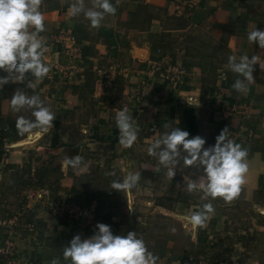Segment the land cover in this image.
<instances>
[{
    "label": "crops",
    "instance_id": "1",
    "mask_svg": "<svg viewBox=\"0 0 264 264\" xmlns=\"http://www.w3.org/2000/svg\"><path fill=\"white\" fill-rule=\"evenodd\" d=\"M111 2L117 6L115 15H106L101 26L93 28L82 14L71 15L70 0H43L45 31L40 34L70 30L83 59L73 61L78 67L66 82L48 79L26 88V79L0 88V219L21 208L32 179L53 195L67 196L74 205L95 207L96 217L72 224L69 213L51 215L43 202L32 204L22 221L33 223L35 229L11 233L0 225V244L12 239L22 264H51L53 259L70 264L63 259V249L73 236L88 238L97 223H105L114 235L135 231L158 255L157 264L188 257H203L211 264H264V69L257 62L254 80L246 82L245 92H238L232 88L238 76L228 68L232 55L247 54L249 59L255 55L264 63V49L247 39L254 27L264 30V0ZM85 4L91 7V0ZM164 54L170 64L188 73L173 89L158 82L147 84L137 68L140 60H159ZM48 58L69 61L56 53ZM112 65L118 66L115 90L101 82L100 70ZM2 75L6 73L0 70ZM137 87L146 90L143 102L126 110L131 90ZM17 88H25L29 96L38 94L56 115L53 126L39 137L38 129L23 136L17 132L18 116L34 120L30 109L11 110ZM188 99L199 105L190 106ZM121 110L133 117L139 129L130 148L118 141L115 116ZM237 118L251 125L254 133L232 139L248 149V171L231 203L222 198L201 199L203 193L187 191L184 177L199 180L202 169L185 168L181 159L175 176L169 178L162 166L157 171V158L147 154L148 146L168 130L166 125L187 130L190 138L204 137L208 147L222 129H232ZM85 148L94 154L83 153ZM64 151L69 153L66 157L83 156L82 165L63 167L65 157L58 160L57 154ZM112 171L114 176L105 175ZM128 171L140 172L130 194L110 188ZM105 176L104 191L117 195V201L101 207L93 194ZM208 202L215 212L205 226H194L186 219L191 210ZM172 227L175 232L170 231ZM84 228L94 231L84 233ZM0 264H6L5 260L1 258Z\"/></svg>",
    "mask_w": 264,
    "mask_h": 264
},
{
    "label": "clouds",
    "instance_id": "2",
    "mask_svg": "<svg viewBox=\"0 0 264 264\" xmlns=\"http://www.w3.org/2000/svg\"><path fill=\"white\" fill-rule=\"evenodd\" d=\"M42 3L43 0H0V70L6 73L0 76V88L9 82L24 83L28 73L36 80L43 79L51 71V65L43 59L47 43L39 38V34L45 31V15L40 10ZM116 11L117 6L111 0H91V7L86 6L85 0H70L71 15L77 17L82 14L93 28H99L105 16L115 15ZM247 39L264 49V30L254 27L248 32ZM257 62L264 69V63L258 56H251V59L247 54L239 58L229 56L228 68L238 76L232 84L234 90L246 91V82L254 80L253 66ZM34 80H28L26 88H33ZM24 89L17 88L13 92L10 107L16 113L30 109L34 120L18 116L17 132L23 136L38 129L36 136L39 137L53 126L56 115L38 94L29 96ZM188 103L190 106L199 105V101L190 99ZM115 124L119 132V145L132 147L139 131L133 117L126 110H121L116 113ZM165 127L168 130L147 148V154L158 160L157 171L162 166L167 169V176L173 178L176 166L182 159L185 168L195 166L203 170L199 180L187 175L184 177V185L189 193L201 192V199L222 198L225 203H231L238 197L248 171V149L229 138L227 127L215 137L214 145L208 147H205L206 139L200 135L190 138L187 130L170 125ZM83 161L84 157L76 154L65 157L62 166L76 169ZM105 175L114 176L115 172H106ZM139 179L140 172L128 171L122 180L112 181L110 188L130 194ZM127 203L129 210H133L129 200ZM214 212L211 202L203 203L191 210L186 219L194 226L203 227ZM95 227L97 230L88 238L82 239L79 234L73 236L63 249L65 261H70V264H157L158 255L148 249L144 239L138 237L135 231L114 235L108 224L97 223ZM170 231L175 232V227ZM51 264L59 262L53 259Z\"/></svg>",
    "mask_w": 264,
    "mask_h": 264
},
{
    "label": "built area",
    "instance_id": "3",
    "mask_svg": "<svg viewBox=\"0 0 264 264\" xmlns=\"http://www.w3.org/2000/svg\"><path fill=\"white\" fill-rule=\"evenodd\" d=\"M39 38L47 43V51L43 59L47 64L51 65V71L43 79L36 80H34L31 73H28L26 74L27 81L34 80L33 86L43 83L47 79H58L60 82L68 81L70 77H73L78 67L74 65V62L78 60L82 61L83 59V53L77 44L76 36L70 30H63L60 32L39 34ZM50 53L61 54L69 61H52L48 58ZM137 68L139 73L144 75L147 84L153 85L158 82L162 85H166L169 89L176 88L180 83H183L188 74L186 69L178 65L170 64L166 54L162 55L159 60H140L137 62ZM100 73L102 75V84L108 85L112 90L117 89L115 84V77L118 73L117 65L102 69ZM131 91L132 99H130V104L125 108L126 110H131L130 108L134 107V103H142L146 90L137 87ZM235 116L237 117L238 114H235ZM236 122L237 124L228 131L230 139L253 135L254 130L251 125L246 124L244 120H239L238 118ZM41 202H43L44 206L46 205L48 207L47 211L51 215H59L64 212L69 213V220L72 224H78V222H82L85 218H88V221L91 222L96 217L95 207L88 210L74 205L69 201L67 196L62 197L61 195H53L49 189L38 187L35 180L32 179L26 190L24 203L21 208L13 212L10 216L0 219V225L5 226L11 233H18L20 230L33 231L35 225L33 223L27 224L23 222L22 216L31 208L32 204ZM14 244L12 239H9L4 244H0V259L2 258L5 260L6 264H22L23 262V258L20 259V257H16L18 251L14 247ZM162 264H211V262L203 257H188L174 259L171 262Z\"/></svg>",
    "mask_w": 264,
    "mask_h": 264
},
{
    "label": "rangeland",
    "instance_id": "4",
    "mask_svg": "<svg viewBox=\"0 0 264 264\" xmlns=\"http://www.w3.org/2000/svg\"><path fill=\"white\" fill-rule=\"evenodd\" d=\"M48 80V79H47ZM46 80V81H47ZM95 151H93L92 149H89V148H85L83 153H86V154H94ZM92 154V155H93ZM100 165V164H99ZM96 182H98V180H96ZM106 182H107V177H102V179L100 180V182L98 183V186H97V190H96V194H93V196L97 197L98 199H100L101 201V207L105 206V205H108L110 202H112L111 205L114 204V202H116L117 200V195L113 194V195H108V193H106L104 191V188H106ZM115 213V212H114ZM86 225V224H85ZM84 233L87 232L88 234L92 231H94L93 229L91 228H84ZM210 262V261H209ZM211 263H212V260H211Z\"/></svg>",
    "mask_w": 264,
    "mask_h": 264
},
{
    "label": "trees",
    "instance_id": "5",
    "mask_svg": "<svg viewBox=\"0 0 264 264\" xmlns=\"http://www.w3.org/2000/svg\"><path fill=\"white\" fill-rule=\"evenodd\" d=\"M69 153L68 152H62L60 154H57L58 160H61L62 158L66 157Z\"/></svg>",
    "mask_w": 264,
    "mask_h": 264
}]
</instances>
